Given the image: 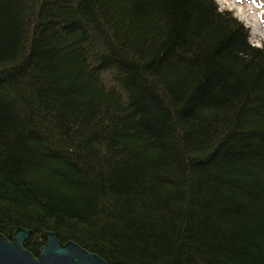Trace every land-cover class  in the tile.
I'll return each instance as SVG.
<instances>
[{"label":"trees","instance_id":"1","mask_svg":"<svg viewBox=\"0 0 264 264\" xmlns=\"http://www.w3.org/2000/svg\"><path fill=\"white\" fill-rule=\"evenodd\" d=\"M106 264H264V46L216 0H0V233Z\"/></svg>","mask_w":264,"mask_h":264},{"label":"water","instance_id":"2","mask_svg":"<svg viewBox=\"0 0 264 264\" xmlns=\"http://www.w3.org/2000/svg\"><path fill=\"white\" fill-rule=\"evenodd\" d=\"M31 230L18 226L10 237L0 233V264H106L73 240L60 241L52 231H46V241L38 257L24 247Z\"/></svg>","mask_w":264,"mask_h":264},{"label":"rangeland","instance_id":"3","mask_svg":"<svg viewBox=\"0 0 264 264\" xmlns=\"http://www.w3.org/2000/svg\"><path fill=\"white\" fill-rule=\"evenodd\" d=\"M219 8L228 10L250 32V41L264 46V0H216Z\"/></svg>","mask_w":264,"mask_h":264},{"label":"bare ground","instance_id":"4","mask_svg":"<svg viewBox=\"0 0 264 264\" xmlns=\"http://www.w3.org/2000/svg\"><path fill=\"white\" fill-rule=\"evenodd\" d=\"M255 45V44H254ZM257 46H259V45H257ZM47 231H50V230H47ZM53 232V231H52ZM54 233V232H53ZM61 241V240H60ZM81 246V245H80ZM25 247V246H24ZM82 247V246H81ZM28 250V249H27ZM30 251V250H29ZM31 252V251H30ZM94 253V252H93ZM34 256L37 258L38 257V255H35L34 254ZM100 257V256H99ZM101 258V257H100ZM103 259V258H102ZM106 262V261H105Z\"/></svg>","mask_w":264,"mask_h":264}]
</instances>
